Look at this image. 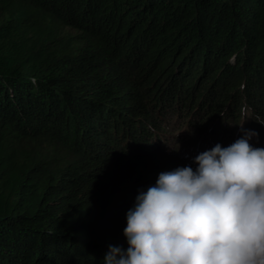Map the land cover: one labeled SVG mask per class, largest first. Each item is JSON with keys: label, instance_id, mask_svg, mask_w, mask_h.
I'll list each match as a JSON object with an SVG mask.
<instances>
[{"label": "trees", "instance_id": "trees-1", "mask_svg": "<svg viewBox=\"0 0 264 264\" xmlns=\"http://www.w3.org/2000/svg\"><path fill=\"white\" fill-rule=\"evenodd\" d=\"M261 122L264 0H0V264H103L138 190Z\"/></svg>", "mask_w": 264, "mask_h": 264}, {"label": "clouds", "instance_id": "clouds-1", "mask_svg": "<svg viewBox=\"0 0 264 264\" xmlns=\"http://www.w3.org/2000/svg\"><path fill=\"white\" fill-rule=\"evenodd\" d=\"M243 124L231 144L197 154L195 169L162 171L138 190L128 246L109 244L103 264H264V147Z\"/></svg>", "mask_w": 264, "mask_h": 264}, {"label": "rangeland", "instance_id": "rangeland-1", "mask_svg": "<svg viewBox=\"0 0 264 264\" xmlns=\"http://www.w3.org/2000/svg\"><path fill=\"white\" fill-rule=\"evenodd\" d=\"M191 136H193V135H191ZM29 150V148H24L23 149V152H25L26 154L28 153L27 151ZM37 150H40V149H37ZM41 151V150H40ZM42 152V151H41ZM17 154V153H16ZM35 155H37V153L35 154Z\"/></svg>", "mask_w": 264, "mask_h": 264}]
</instances>
